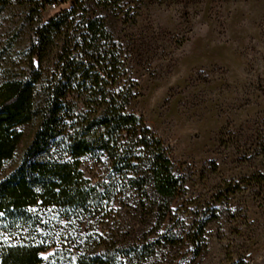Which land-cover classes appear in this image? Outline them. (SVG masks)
<instances>
[{
  "label": "rangeland",
  "instance_id": "rangeland-1",
  "mask_svg": "<svg viewBox=\"0 0 264 264\" xmlns=\"http://www.w3.org/2000/svg\"><path fill=\"white\" fill-rule=\"evenodd\" d=\"M50 1L0 0V83L29 71L40 27L76 2ZM81 1L86 7H76V22L103 18L125 65L120 82L133 83L128 110L163 141L185 182L151 236L159 240L173 230L180 242L160 239L144 264H264V0ZM18 132L20 154L33 126ZM82 170L93 182L103 174L90 157ZM130 216L125 212V225ZM50 218L51 227L61 222L62 229L53 233L58 245L42 255L43 264L56 252L75 260L85 242L96 247L107 235L120 243L118 217L67 221L53 212ZM197 222H207L201 238ZM136 229L131 222L122 230Z\"/></svg>",
  "mask_w": 264,
  "mask_h": 264
},
{
  "label": "trees",
  "instance_id": "trees-1",
  "mask_svg": "<svg viewBox=\"0 0 264 264\" xmlns=\"http://www.w3.org/2000/svg\"><path fill=\"white\" fill-rule=\"evenodd\" d=\"M75 1L40 27L29 71L0 83V264H43L42 255L58 245L53 233L62 229L61 222L50 226L53 212L67 221L118 217L121 240L107 235L96 247L85 242L75 260L56 252L46 264H144L160 239L178 245L182 237L169 230L151 238L185 182L163 141L128 110L133 83L120 82L125 65L105 21L88 16L77 23L76 7L86 2ZM27 124L32 139L18 154V127ZM88 157L102 166L96 182L82 170ZM125 212L131 215L126 225ZM131 222L136 231L124 232ZM196 225L201 238L207 222Z\"/></svg>",
  "mask_w": 264,
  "mask_h": 264
},
{
  "label": "snow or ice",
  "instance_id": "snow-or-ice-1",
  "mask_svg": "<svg viewBox=\"0 0 264 264\" xmlns=\"http://www.w3.org/2000/svg\"><path fill=\"white\" fill-rule=\"evenodd\" d=\"M3 215V213H0V216H2ZM5 239H8L7 237H5Z\"/></svg>",
  "mask_w": 264,
  "mask_h": 264
}]
</instances>
